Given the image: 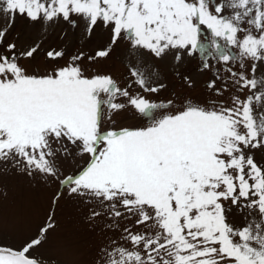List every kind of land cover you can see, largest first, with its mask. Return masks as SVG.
I'll list each match as a JSON object with an SVG mask.
<instances>
[{"label":"snow or ice","instance_id":"obj_1","mask_svg":"<svg viewBox=\"0 0 264 264\" xmlns=\"http://www.w3.org/2000/svg\"><path fill=\"white\" fill-rule=\"evenodd\" d=\"M17 17L104 40L30 68L41 44L7 39ZM0 18V174L57 187L0 264H57L34 253L62 201L104 234L92 264H264V0H0ZM197 53L207 95L154 102L160 63L191 89ZM118 54L120 77L103 66Z\"/></svg>","mask_w":264,"mask_h":264},{"label":"rangeland","instance_id":"obj_2","mask_svg":"<svg viewBox=\"0 0 264 264\" xmlns=\"http://www.w3.org/2000/svg\"><path fill=\"white\" fill-rule=\"evenodd\" d=\"M6 24L7 20L0 18V26ZM7 39L15 41L20 47L39 42L41 48L35 60H26L24 63L30 68H43L49 63L47 51L63 48L67 54L83 48L90 55L103 43L104 33L96 31L85 38L82 29H73L64 23L46 28L17 17L9 29ZM121 61L122 55L118 54L112 60L105 61L103 66L110 69L114 76L120 77L125 71ZM200 68L199 53L187 58L180 66V72L195 81V87L189 89L174 74L170 58L161 62V76L168 87L150 98L159 103L166 102L173 94L182 97L206 96V84L212 78V73L208 70L202 72ZM120 123L122 126H142L141 121L133 118L130 113L121 114ZM56 190V185H47L38 178L30 180L14 171L0 174V243H18L21 239L34 235L50 211V200ZM78 208L79 205L75 202L62 201L61 208L57 209L56 230L51 233L48 243L37 249L35 255L55 257L57 264H92L98 247L104 242V234L101 233L100 226L93 227L84 222L82 209L77 211Z\"/></svg>","mask_w":264,"mask_h":264}]
</instances>
